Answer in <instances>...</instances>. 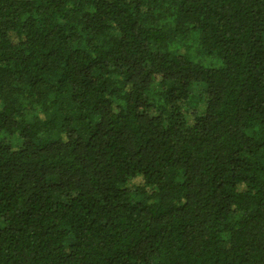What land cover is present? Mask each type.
<instances>
[{
	"label": "trees",
	"instance_id": "16d2710c",
	"mask_svg": "<svg viewBox=\"0 0 264 264\" xmlns=\"http://www.w3.org/2000/svg\"><path fill=\"white\" fill-rule=\"evenodd\" d=\"M0 264H264V0H0Z\"/></svg>",
	"mask_w": 264,
	"mask_h": 264
}]
</instances>
